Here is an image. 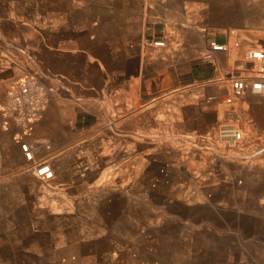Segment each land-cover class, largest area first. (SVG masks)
Instances as JSON below:
<instances>
[{"label":"crops","instance_id":"0c3cea01","mask_svg":"<svg viewBox=\"0 0 264 264\" xmlns=\"http://www.w3.org/2000/svg\"><path fill=\"white\" fill-rule=\"evenodd\" d=\"M212 41L227 49L212 51ZM250 50L264 52V0H0L3 196L44 198L50 221L118 217L109 233L129 238L122 249L136 261L158 247H138L144 217L167 243L184 238L187 206L208 207L249 229L236 246L244 255L252 245L264 264V90L250 89L264 82V59ZM39 69L45 109L26 130L5 127L16 81ZM237 78L248 83L241 95ZM223 123L241 128L237 148L220 142ZM19 136L52 179L37 177ZM17 174L34 181H10Z\"/></svg>","mask_w":264,"mask_h":264},{"label":"rangeland","instance_id":"374dc122","mask_svg":"<svg viewBox=\"0 0 264 264\" xmlns=\"http://www.w3.org/2000/svg\"><path fill=\"white\" fill-rule=\"evenodd\" d=\"M167 175L165 170L159 178L162 180ZM28 180L31 179L24 174L10 176L12 182ZM2 192L0 190V264H263L257 260L252 245L246 246L248 253L244 255L241 246H236L235 235L249 229L242 228L241 222H233L232 217L229 221L218 217L216 210L214 217H210L208 207H197V210L186 207V220L181 226L184 238L172 239L179 248L165 246L168 242L173 244L171 239L167 243L159 242L163 239L154 237L155 230L149 229L155 220L151 222L144 217V223L150 225L149 236H138V247H158L154 253H141L136 261L122 249L130 244L129 238L125 244L109 233L115 229L118 217L100 220L99 217L81 216V211L72 219L59 213L55 221H50L55 217L45 213L47 207L43 206L45 200L40 195L38 199L28 195L29 191L11 190L7 197ZM34 199L38 204L36 214L30 207L35 203ZM146 229L143 224L139 233L145 234ZM261 240L264 242V238ZM260 254L264 256V253Z\"/></svg>","mask_w":264,"mask_h":264},{"label":"built area","instance_id":"2783aa9c","mask_svg":"<svg viewBox=\"0 0 264 264\" xmlns=\"http://www.w3.org/2000/svg\"><path fill=\"white\" fill-rule=\"evenodd\" d=\"M234 32V30L231 31V33ZM153 44L164 46L165 42L158 40L154 41ZM236 45H239V43H236ZM211 49L212 51H225L227 46L223 43L212 41ZM207 58L211 62L214 60L212 54H208ZM248 58L263 60L264 52L250 50ZM260 71L264 72V66L260 68ZM45 75L46 73L39 69L36 74L25 75L16 81L6 106L7 119L4 121L5 127H8L13 122L20 130H26L40 117L45 109L48 96V90L41 80V77ZM232 88L236 95H241L248 88V83L242 78L233 79ZM250 89L254 93H260L264 90V82L260 80L252 81ZM227 101L231 102L232 100L228 98ZM218 138L227 147L237 148L242 142L244 134L238 126L232 123H223L218 130ZM18 143L25 158L30 162H34V170L37 177L42 180L52 179L54 177L52 166L46 161L36 160L34 148L29 141L23 136H19Z\"/></svg>","mask_w":264,"mask_h":264}]
</instances>
